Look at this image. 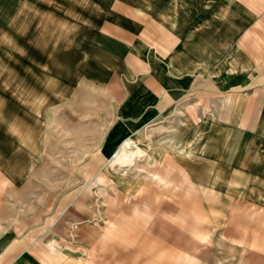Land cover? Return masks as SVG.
<instances>
[{
  "label": "rangeland",
  "instance_id": "1",
  "mask_svg": "<svg viewBox=\"0 0 264 264\" xmlns=\"http://www.w3.org/2000/svg\"><path fill=\"white\" fill-rule=\"evenodd\" d=\"M58 10L12 8L0 22V187L38 222L27 225L41 228L36 242L68 264H190L195 246L223 254L228 203L259 199V187H227L225 122L196 117L187 101L94 160L112 100L85 73L105 60L91 32L66 31ZM87 142L91 158L82 159Z\"/></svg>",
  "mask_w": 264,
  "mask_h": 264
},
{
  "label": "crops",
  "instance_id": "2",
  "mask_svg": "<svg viewBox=\"0 0 264 264\" xmlns=\"http://www.w3.org/2000/svg\"><path fill=\"white\" fill-rule=\"evenodd\" d=\"M28 7L66 9V31L91 32L105 60L92 59L85 73L99 81L98 95L112 100L94 160L110 159L124 139L187 101L196 117L225 122L227 187H259V199L228 203L223 254L195 246L184 257L190 264H264V0H0V22L12 8ZM194 125L204 135L207 126ZM132 147L123 151L135 155ZM90 149L83 144L80 158L90 159ZM11 188L0 187V264H56L58 256L57 264H68L67 254L36 242L41 228L27 226L38 222L28 219L26 204L7 197Z\"/></svg>",
  "mask_w": 264,
  "mask_h": 264
}]
</instances>
